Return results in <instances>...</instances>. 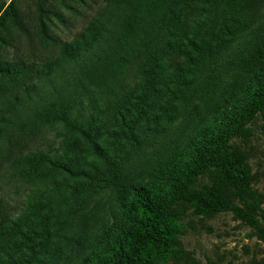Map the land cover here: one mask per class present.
Instances as JSON below:
<instances>
[{
  "label": "trees",
  "instance_id": "16d2710c",
  "mask_svg": "<svg viewBox=\"0 0 264 264\" xmlns=\"http://www.w3.org/2000/svg\"><path fill=\"white\" fill-rule=\"evenodd\" d=\"M263 8L264 0H34L27 8L1 0L0 101L12 93L14 109L24 104L19 93L41 97L33 119L56 143L22 159V175L51 187L0 216V264H52L65 235L61 209L93 189L112 190L131 222L104 264L181 260L188 210L229 211L264 242V205L239 145L254 121L264 124V63L187 138L160 200L126 171V158L166 124L195 118L219 96L210 70Z\"/></svg>",
  "mask_w": 264,
  "mask_h": 264
},
{
  "label": "rangeland",
  "instance_id": "374dc122",
  "mask_svg": "<svg viewBox=\"0 0 264 264\" xmlns=\"http://www.w3.org/2000/svg\"><path fill=\"white\" fill-rule=\"evenodd\" d=\"M19 1L22 8H27L34 0ZM82 24L81 20L76 22L72 31L80 29ZM69 31L63 29L60 38L69 39ZM11 50L7 51L11 53ZM216 59L210 74L216 76L219 96L216 94L214 99L200 104L195 118L186 114L166 124L167 129L140 152L126 158L130 180L144 185L152 201L160 200L169 190L171 163L179 159L177 155L182 153L187 138L207 123L213 113L226 110L236 97L238 85L256 67L263 65L264 8L248 31ZM44 89L49 99L53 92L47 86ZM12 97L9 93L0 101V216L17 213L36 192L50 190L51 185L36 176L28 179L22 175V159L40 149L48 150L56 143L54 130L33 119L36 102L41 97L19 93L24 104L9 109L7 105ZM250 127L249 139L239 145L247 156L252 186L261 195L264 205V124L257 119ZM188 160L186 156L180 162ZM61 215L65 235L61 240V252L52 264H104L111 245L131 225L110 189L89 190L80 202L70 201L64 205ZM183 222L185 230L181 241L188 255L167 264H264V242L231 212L207 217L188 210Z\"/></svg>",
  "mask_w": 264,
  "mask_h": 264
}]
</instances>
